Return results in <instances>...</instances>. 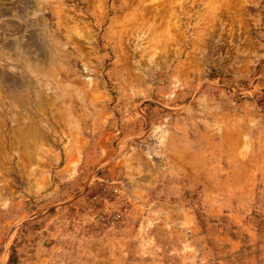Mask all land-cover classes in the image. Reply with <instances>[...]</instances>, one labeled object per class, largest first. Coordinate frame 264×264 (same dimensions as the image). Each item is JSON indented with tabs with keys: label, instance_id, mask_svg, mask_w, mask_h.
Instances as JSON below:
<instances>
[{
	"label": "rangeland",
	"instance_id": "374dc122",
	"mask_svg": "<svg viewBox=\"0 0 264 264\" xmlns=\"http://www.w3.org/2000/svg\"><path fill=\"white\" fill-rule=\"evenodd\" d=\"M0 264H264V0H0Z\"/></svg>",
	"mask_w": 264,
	"mask_h": 264
},
{
	"label": "bare ground",
	"instance_id": "6f19581e",
	"mask_svg": "<svg viewBox=\"0 0 264 264\" xmlns=\"http://www.w3.org/2000/svg\"><path fill=\"white\" fill-rule=\"evenodd\" d=\"M41 35H42V34H40L39 36H41ZM39 36H38V37H39ZM42 37H43V36H42ZM42 37H41V40H42ZM39 41H40V40H39ZM43 45H44V44H43ZM41 47H42V46H41ZM50 48H51V47H50ZM44 50H45V49H44ZM45 53H47V52H45ZM46 55H47V54H46ZM47 57H48V56H47ZM3 71H4V70H3ZM3 71H2V72H3ZM4 72H5V71H4ZM5 73H6V72H5Z\"/></svg>",
	"mask_w": 264,
	"mask_h": 264
}]
</instances>
